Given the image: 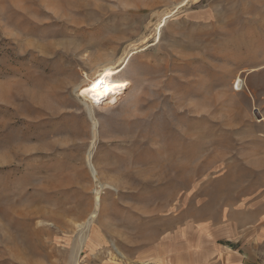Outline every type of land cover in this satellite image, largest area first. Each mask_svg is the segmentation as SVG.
<instances>
[{
  "label": "rangeland",
  "instance_id": "obj_1",
  "mask_svg": "<svg viewBox=\"0 0 264 264\" xmlns=\"http://www.w3.org/2000/svg\"><path fill=\"white\" fill-rule=\"evenodd\" d=\"M181 1L0 0V264H264V0Z\"/></svg>",
  "mask_w": 264,
  "mask_h": 264
},
{
  "label": "bare ground",
  "instance_id": "obj_2",
  "mask_svg": "<svg viewBox=\"0 0 264 264\" xmlns=\"http://www.w3.org/2000/svg\"><path fill=\"white\" fill-rule=\"evenodd\" d=\"M186 1L188 0L181 1L179 3L180 6L186 4ZM177 11L178 10H173L169 13L167 12L157 24V30H161V28L166 24L169 18H171ZM145 47L146 46H130L125 51V54L118 59V61L97 66L94 72L91 75L86 76L83 82L77 87L80 95L84 96L87 100H90L92 102V105L93 103H105L106 100L114 102L115 99L118 98L119 95L123 94L131 84V81L124 77H121V75L119 74L122 72L129 59L137 52L143 50ZM101 84L103 85V87L100 86ZM89 111L92 112V109H90ZM89 155H91V151ZM99 200V197H97V208L93 213L94 216L96 215L98 207L100 205ZM93 215L91 216L93 217ZM74 264H77L76 260H74Z\"/></svg>",
  "mask_w": 264,
  "mask_h": 264
},
{
  "label": "clouds",
  "instance_id": "obj_3",
  "mask_svg": "<svg viewBox=\"0 0 264 264\" xmlns=\"http://www.w3.org/2000/svg\"><path fill=\"white\" fill-rule=\"evenodd\" d=\"M100 86H101V87H103V85H102V84H101Z\"/></svg>",
  "mask_w": 264,
  "mask_h": 264
}]
</instances>
